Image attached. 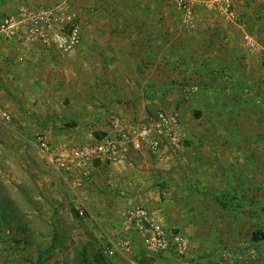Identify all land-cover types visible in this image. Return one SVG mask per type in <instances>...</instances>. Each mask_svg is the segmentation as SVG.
Instances as JSON below:
<instances>
[{
  "label": "rangeland",
  "instance_id": "rangeland-1",
  "mask_svg": "<svg viewBox=\"0 0 264 264\" xmlns=\"http://www.w3.org/2000/svg\"><path fill=\"white\" fill-rule=\"evenodd\" d=\"M41 1L21 8L69 5L78 14L82 42L70 54L23 44L43 63H17L32 69L36 88L50 84L52 91L43 116L36 111L37 95L19 90L24 96H18L13 78H2L12 62L3 56L0 264H90L91 251L112 247L89 236L98 229L90 210L77 216V196L56 181L35 143L42 137L53 145L55 136L76 131L88 141L98 139L100 122L120 117L117 106L141 104L146 115L134 121L175 112L185 134L168 165H158L149 153L130 152L125 159L126 170L138 173L144 187L119 195L123 208L147 207L156 223L185 240V255L173 246L158 255H169L172 264H264V0L242 1L234 26L196 18L199 28L191 33L164 0ZM225 40L230 45L214 49V41ZM3 44L10 54L9 42ZM239 54L252 56L245 69L235 61ZM44 57L53 61L45 64ZM240 67L241 76L235 74ZM72 122L82 129L65 126ZM125 253L132 255L133 245ZM129 264L146 263L130 258Z\"/></svg>",
  "mask_w": 264,
  "mask_h": 264
},
{
  "label": "built area",
  "instance_id": "built-area-1",
  "mask_svg": "<svg viewBox=\"0 0 264 264\" xmlns=\"http://www.w3.org/2000/svg\"><path fill=\"white\" fill-rule=\"evenodd\" d=\"M164 1L183 16L188 29H194L199 11L207 10L232 21L237 15L236 8L244 0ZM0 40L21 45L36 42L60 54H70L81 45L82 31L78 14L67 4L21 8L1 17ZM2 118L10 120L7 113L2 114ZM184 143L179 115L160 111L146 119L130 122L112 116L101 138L79 145H51L42 137H37L35 144L53 176L77 196L74 211L79 218H84L87 209L78 193L92 182L95 172L103 173L111 167L124 165L130 152L141 151L149 153L158 165L165 166L171 161V152L181 149ZM120 232L137 234L145 248L154 254L168 252L172 246L178 256L186 253L183 236L156 223L151 211L142 205H133L127 210ZM127 240L111 243L112 247L105 248L103 255L113 258L129 252L132 243Z\"/></svg>",
  "mask_w": 264,
  "mask_h": 264
},
{
  "label": "crops",
  "instance_id": "crops-1",
  "mask_svg": "<svg viewBox=\"0 0 264 264\" xmlns=\"http://www.w3.org/2000/svg\"><path fill=\"white\" fill-rule=\"evenodd\" d=\"M39 1L40 0H38V3L43 2V1H41V2H39ZM30 3H31V0H0V14H2V13H6V14L13 13V12L17 11L19 8L24 7ZM41 6H44V5H41ZM237 8H236V11H237ZM239 9H240V6H239ZM204 14H206V15H204ZM1 16H0V19H1ZM203 16H205L206 18L209 19L210 24L218 21V23H221L224 25H233V26L236 25L235 21L238 19V18L237 19L235 18L232 21L227 20L226 18L221 17V16H219L215 13H212L210 11H207V10L199 11L196 14L195 18H197V21L202 22L201 19L203 18ZM239 16L242 17L243 15L238 14V17ZM236 17H237V15H236ZM205 21H206V19H205ZM210 24H204V26H207ZM80 25H81V23H80ZM198 28H199V24L197 22L195 24L194 31L192 29L187 28L186 32H188V33L196 32L198 30ZM81 31H82V26H81ZM246 37H249V36H245V38ZM3 43H6V42L0 40V75L3 73V70H4V69L2 70L3 65H4V68L6 67L5 62H4L5 58H3V56L4 57L6 56V60L11 59L12 62L9 61L8 62L9 64L7 63L8 72H6V70H4L6 74H4L2 76V78H4V79L13 78L11 80H14L16 83L15 88H18L17 89L18 93H15V94L18 96H24V95L20 94L22 92H25L26 96L37 95L38 99H37L36 105L40 106V108L36 109V111H38L37 114H41L42 116L44 114H47L48 108H46L45 106L52 101V97H49L51 95V92H52L51 88H50V84H44V85H47V89H45V90H43V88L41 86L36 88L32 84V82L34 83V79L35 80L37 79V78L32 77L33 76L32 75L33 73L31 72L32 69L31 68H25V66H23L22 63H17V61L20 59H22V61L25 65L31 64L32 62L36 63L38 61V59L34 60V57H33L36 54L34 52H32L31 50L29 51V49L26 46H23L19 43H13V42H9V44L12 47V52L10 54H7L8 49H6L4 47L7 45H4ZM217 44H219V45H217ZM190 45H192V43H190ZM228 45H230V43L226 40L223 42L220 41L218 43H216L215 41L213 42L214 49L220 48V47L226 48ZM81 49L82 50L85 49L84 45H82ZM45 53H48V52H45ZM222 53H224V51ZM249 56H247L244 59L243 55L239 54V55H237V58L235 59V61H236V63L239 62V65L244 66L243 68L245 69L248 67L247 64L250 62V58L252 57L251 55H249ZM78 59L81 60L82 58H78ZM43 60L45 61V64H46V63H50L51 61H53V58L50 59V58L44 57ZM41 62H42V60H39V62H37V63H41ZM76 62L78 63V61H76ZM59 63H61V62H59ZM11 65H13V67L16 69V72L13 75H12V68H11L12 66ZM9 66H11V67H9ZM243 68H241L239 70L240 72L237 70V72H235V74H237V75L239 74L240 76L243 75V73L245 72ZM15 69H13V70H15ZM67 70L68 69H66V73L62 74V77L60 75H57L56 78L58 79L61 77V79H64L63 76L64 77L67 76ZM196 71H201V69H197ZM246 73H249V72H246ZM79 77H80V75H79ZM18 78L20 80L22 78L27 79L29 85L22 84V82L20 80L18 82H16V80ZM30 80H32V82ZM30 85H32V87ZM19 90H20V93H19ZM47 91H49L50 93ZM197 91H201V90L198 89ZM195 93H198V92H195ZM45 96H48V98L45 99ZM33 102L34 101H32L31 103H33ZM78 103H80V102H78ZM34 104H35V102H34ZM144 105L143 104L135 105V106L131 105L129 107L121 105V106L116 107V111L121 114V115H119L121 119H123L126 122H130V121H133V119H141V118L145 117L146 114H145V110L143 109V108H145ZM9 106H11V105H6L5 107L9 108ZM10 110H12L15 113H18V111H15L13 109V107H11ZM31 111L35 112V109L33 108ZM66 115H68V114H65V116ZM14 116L17 120L22 119V116L20 117V116H18V114H14ZM71 116L73 117L74 115L72 114ZM96 122H98V120ZM96 122H94L93 124L91 123L90 126L92 127L94 124H96ZM100 124H101V126H99ZM100 124L98 125L97 128H99V130H101V133L98 135L101 138L103 132L107 129V125L105 123L102 124L101 122H100ZM65 126H66V124H65ZM73 128L82 129L81 125H79V124H77V126L73 127ZM50 133L51 132H48L49 135H51ZM82 134H83L82 132L76 131V132L69 133V134L57 135V136H55V139L52 142H55L56 144L57 143H63V144H69V145L73 146V145H79L82 143L92 141L93 137L90 139V141H88L89 139L82 137ZM51 136H53V135H51ZM146 153H147L146 151H141V152H137V153L134 152V154H137V155L141 154L142 156H145ZM56 181L58 182L59 180L56 178ZM142 181L143 180L140 179V175L138 173L129 172L128 170H126V167L124 164V165H118L115 167H111L109 171H105L103 173L95 172L92 182L89 185H87V187L82 191L80 196H81L82 200L86 201V203H85L86 208L88 210H90L92 220H94V222L97 224L98 229H99V230L93 229L92 234H90L89 236L92 239H96L99 241H107V243H106L107 245H108V242L118 244L120 241H125L127 239H128L127 241L130 240L132 245H133V254L132 255H126L125 252H122L121 254L116 255L114 258L105 257L103 255V251L101 253L100 252L94 253L91 251L90 254L93 256V258H91V260L89 261L90 264H129L130 258L134 259L136 262H139V263L145 262L146 264H172L173 261L169 255H165V254H163L161 256L158 254L151 255L154 253H150L145 248L142 238L140 236H138L137 234L130 232V233L124 235V234H121V232H120V230L122 228V223H123L122 216L125 215L126 210L123 208L124 205H123L122 200L119 197V195H122L123 192H126V191L131 192V191H137L140 188L142 189L144 187ZM59 183H60V181H59ZM114 193L117 194V196L115 195L116 197L112 196ZM88 224H89V227H93L91 222L88 221ZM106 244H105V246H106Z\"/></svg>",
  "mask_w": 264,
  "mask_h": 264
},
{
  "label": "trees",
  "instance_id": "trees-1",
  "mask_svg": "<svg viewBox=\"0 0 264 264\" xmlns=\"http://www.w3.org/2000/svg\"><path fill=\"white\" fill-rule=\"evenodd\" d=\"M189 94H191V93H189ZM189 94H188V95H189ZM66 126L69 127V128H73V127H76L77 124H76L75 122H72V123H68V124H66ZM215 200H216L217 203H220L221 205H223L221 202H219L220 200H218V199H216V198H215ZM217 200H218V201H217ZM256 239H257V238H256Z\"/></svg>",
  "mask_w": 264,
  "mask_h": 264
}]
</instances>
